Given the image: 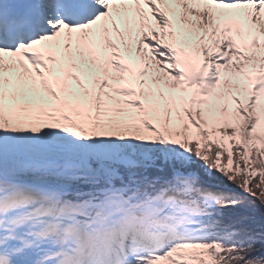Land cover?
Returning <instances> with one entry per match:
<instances>
[{"label":"snow or ice","instance_id":"obj_1","mask_svg":"<svg viewBox=\"0 0 264 264\" xmlns=\"http://www.w3.org/2000/svg\"><path fill=\"white\" fill-rule=\"evenodd\" d=\"M0 264H264V0H0Z\"/></svg>","mask_w":264,"mask_h":264}]
</instances>
